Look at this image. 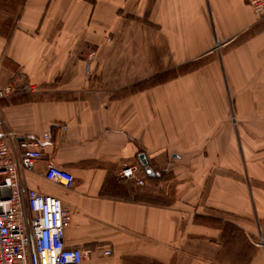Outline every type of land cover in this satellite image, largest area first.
<instances>
[{
    "label": "crops",
    "instance_id": "1",
    "mask_svg": "<svg viewBox=\"0 0 264 264\" xmlns=\"http://www.w3.org/2000/svg\"><path fill=\"white\" fill-rule=\"evenodd\" d=\"M135 27L159 64H95ZM5 87L10 145L36 140L74 176L48 181L40 160L22 186L68 209L64 240L87 252L81 264H237L211 212L231 217L245 264H264V20L246 0H22L0 31ZM139 154L159 173L144 186L115 175Z\"/></svg>",
    "mask_w": 264,
    "mask_h": 264
},
{
    "label": "built area",
    "instance_id": "2",
    "mask_svg": "<svg viewBox=\"0 0 264 264\" xmlns=\"http://www.w3.org/2000/svg\"><path fill=\"white\" fill-rule=\"evenodd\" d=\"M246 4L256 19L264 20V0H246ZM8 91L9 87L0 89V99ZM15 138L13 132L4 130L0 117V264H81L87 252L67 246L64 240L70 221L68 209L58 198L22 186L24 172L40 160L45 161L48 181L70 187L74 176L55 165L38 141L17 140L14 149L10 142ZM115 175L145 185L146 173L138 164L120 167ZM103 254L109 256L110 249L105 248Z\"/></svg>",
    "mask_w": 264,
    "mask_h": 264
},
{
    "label": "rangeland",
    "instance_id": "3",
    "mask_svg": "<svg viewBox=\"0 0 264 264\" xmlns=\"http://www.w3.org/2000/svg\"><path fill=\"white\" fill-rule=\"evenodd\" d=\"M21 2L22 0H0V31L14 27L15 21L20 14ZM142 23L144 28L145 24L144 22ZM153 39L155 41V37L151 40ZM160 48L150 42L147 45V38L143 33V29L135 27L132 29L131 35L123 38L120 43L108 46L100 54L95 64H147L148 61L152 64H159L161 57ZM103 83L101 78L94 81L96 85ZM211 214H213V219H216L219 225L223 224V238L227 241V254L232 258L237 256L235 263L245 264L246 260H242L241 256L243 255L245 258L252 251L246 248L245 241L239 236L237 228L226 222V219H231V217L218 212H211Z\"/></svg>",
    "mask_w": 264,
    "mask_h": 264
},
{
    "label": "trees",
    "instance_id": "4",
    "mask_svg": "<svg viewBox=\"0 0 264 264\" xmlns=\"http://www.w3.org/2000/svg\"><path fill=\"white\" fill-rule=\"evenodd\" d=\"M198 67V64L195 62H190L187 64H183L179 67L172 68L170 70L160 72L152 76L151 78H148L142 82H139L133 86L130 87V92H137L141 91L142 89H145L146 87H152L154 85L164 83L170 79L176 78L179 75H183L185 73H188ZM126 92H124L125 94ZM217 222V220H215ZM218 223V222H217Z\"/></svg>",
    "mask_w": 264,
    "mask_h": 264
},
{
    "label": "water",
    "instance_id": "5",
    "mask_svg": "<svg viewBox=\"0 0 264 264\" xmlns=\"http://www.w3.org/2000/svg\"><path fill=\"white\" fill-rule=\"evenodd\" d=\"M138 160L140 165L143 167L144 171L146 172L147 176L150 178H153L155 176H159L158 172H155L147 163V160L145 158L144 154H139Z\"/></svg>",
    "mask_w": 264,
    "mask_h": 264
}]
</instances>
